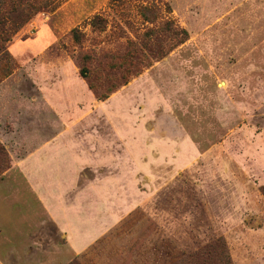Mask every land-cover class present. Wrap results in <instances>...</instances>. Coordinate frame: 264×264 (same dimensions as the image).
<instances>
[{"label": "rangeland", "instance_id": "374dc122", "mask_svg": "<svg viewBox=\"0 0 264 264\" xmlns=\"http://www.w3.org/2000/svg\"><path fill=\"white\" fill-rule=\"evenodd\" d=\"M54 4L0 56V180L33 219L5 263L264 264V0ZM35 137L67 146L69 206L122 214L79 255L7 175Z\"/></svg>", "mask_w": 264, "mask_h": 264}, {"label": "crops", "instance_id": "0c3cea01", "mask_svg": "<svg viewBox=\"0 0 264 264\" xmlns=\"http://www.w3.org/2000/svg\"><path fill=\"white\" fill-rule=\"evenodd\" d=\"M58 143L35 137L32 143L28 142L26 153L19 158L9 153L12 167L8 168L7 175L12 170L18 171L29 198L39 203L42 214L64 237L68 249L79 255L113 229L122 214H117L116 207L113 208L109 201L101 200L99 205L93 202L82 209L67 204L62 185L67 179L68 151L67 146L63 150V145ZM75 163L74 158L72 164ZM28 215L29 212L21 209L19 196H15L8 184L0 180V264H6V253L23 252L26 241L20 239L25 231L22 221L26 218V221L33 220ZM21 216L25 218L21 220ZM66 259L67 254L63 257Z\"/></svg>", "mask_w": 264, "mask_h": 264}, {"label": "trees", "instance_id": "16d2710c", "mask_svg": "<svg viewBox=\"0 0 264 264\" xmlns=\"http://www.w3.org/2000/svg\"><path fill=\"white\" fill-rule=\"evenodd\" d=\"M57 0H0V56L4 52V45L10 42L9 36L17 31V29L27 21L28 16L37 6L47 9H55ZM117 1V0H115ZM142 15V14H141ZM93 29H103V22L99 18H94L91 21ZM72 38L75 42L78 41V35L72 33ZM84 62V57H80ZM81 77H85V72L80 71ZM90 91L92 87L88 85ZM98 101L107 100V96L96 95Z\"/></svg>", "mask_w": 264, "mask_h": 264}]
</instances>
